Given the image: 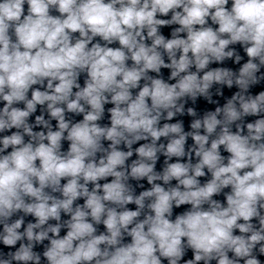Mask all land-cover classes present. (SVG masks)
<instances>
[{
	"label": "clouds",
	"instance_id": "clouds-1",
	"mask_svg": "<svg viewBox=\"0 0 264 264\" xmlns=\"http://www.w3.org/2000/svg\"><path fill=\"white\" fill-rule=\"evenodd\" d=\"M170 25L179 27L166 39L160 28ZM237 44L248 57L238 72L206 70L239 64L243 57L230 47ZM162 68L175 83L165 82ZM262 68L264 0H0V243L9 249L0 250V264H41L42 256L47 264H180L188 250L193 258L184 264H264V118L243 124L264 114V91L248 94L264 81ZM214 84L239 91L202 117L185 109L198 97L217 104ZM106 104L114 105L110 127L98 123ZM185 112L192 131L182 122L160 126ZM188 137L194 145L186 152ZM142 140L150 142L126 165ZM158 153L166 157L162 172ZM185 156L187 163H169ZM205 169L211 179L201 185ZM130 178H146L150 190L134 194ZM173 180L167 189L157 183ZM221 193L226 206L213 198ZM78 198L84 203L74 207ZM181 205L191 207L171 219ZM61 213L70 219L61 222ZM29 215L35 222L24 226ZM100 224L106 231L97 234ZM46 240L42 254L34 251Z\"/></svg>",
	"mask_w": 264,
	"mask_h": 264
},
{
	"label": "water",
	"instance_id": "water-1",
	"mask_svg": "<svg viewBox=\"0 0 264 264\" xmlns=\"http://www.w3.org/2000/svg\"><path fill=\"white\" fill-rule=\"evenodd\" d=\"M231 2V0H230ZM230 7V5H229ZM25 10H27V5H25ZM25 14H27L25 12ZM52 15H59L58 12H55V11H52L51 12ZM157 18H160V19H170L171 18V13H169L168 16H160L158 14ZM209 25H211L213 28H216L218 27V25H212L211 24V21L209 20ZM176 27H179V25H170V26H163L160 28V33L162 35L165 36L166 39H171L172 36H171V33H172V30ZM75 35H78V34H75ZM182 36L186 37V33H182L181 34ZM14 39V37H13ZM96 40H99V37L96 38ZM95 42V41H94ZM102 44L104 43L103 41H100ZM146 43H151V41H146ZM111 47H119V44L118 42L112 44V45H109ZM230 47H234L236 48V50L239 52V54L243 57V59L240 61L239 64L237 63H234L233 60H225L223 63H212L209 65V69H206V70H210L212 68H216V67H225V68H229L231 69L232 71L234 72H238L239 68L242 66L243 63L247 62L248 60V57L246 55V53L243 51V48L237 44V45H233V46H230ZM165 58V62L168 63L170 62L167 58V56L165 55L164 56ZM129 66H131L132 62L131 61H128L127 62ZM192 71H195V68L192 69ZM262 72H264V68L261 69ZM170 72L171 70L170 69H164L162 68L161 69V75H162V78L165 80V82H168V83H175V80H169V76H170ZM149 75L153 76V77H157V78H160L159 76H157L156 73H152L150 72ZM202 75V73H201ZM259 75V74H258ZM86 76L85 74H82L81 77L79 78L78 82L81 84V87L84 86V80H85ZM141 86H143V84L145 83V81L141 80ZM217 88H219L221 91H222V95H216V90ZM75 91V89H74ZM139 91V89H133L132 92H133V95L135 96V94H137ZM239 91V88L235 85H233L232 88H228L226 85H216L214 84L213 85V88L211 89V92L213 93V96H212V99L215 100V101H218L217 104H210L207 102V100H205L203 97H198L196 102L193 104L192 101L189 99L188 102L186 103L185 105V109H187L188 107H193L197 114H198V117H202L204 115L205 112L207 111H215V108L217 106L219 107H223V105L227 102L228 99H230L232 97V95ZM261 91H264V81H261L259 84L257 85H253L249 88L248 90V94L252 95V96H255V95H258ZM29 96H30V93H29ZM3 104L2 102H0V107H2ZM19 107H23V105H18ZM40 107L41 106H37V112L34 113L32 116L29 117V122H34V117L35 115H39L40 114ZM111 107H114L113 104H106L105 105V113H104V116L103 118L98 121V123L101 125V126H111V119H110V113L108 112V109L111 108ZM73 120V122H79L80 120L83 119V115H73V114H69ZM46 118H47V114H45ZM259 118H264V114H261V116H247V117H244L243 118V124H247V123H250V122H254L256 119H259ZM194 119V117H191L189 115H187V113L185 112L184 115H177L176 117H174L172 120L170 121H167V120H161L160 122V126L162 127L164 123H176V122H182V125H183V128H184V131L185 132H189V131H192L190 125H191V122L192 120ZM53 123V129L55 130V125H56V122L53 120L52 121ZM237 123H240L239 121ZM34 130H42L40 128H36ZM231 130L233 132H236V127H235V124L232 125L231 127ZM219 131V129H218ZM201 133L203 134V130H201ZM242 134H247V129L245 127L244 129V132ZM214 138V137H213ZM150 142L149 141H138L137 143H148ZM168 140L167 138H161L160 141H158V144L159 143H164L165 145L167 144ZM194 145V141L192 140L191 137H188L187 141H186V144H185V151L187 152L189 150V148H191L192 146ZM220 152H221V155L223 157H225V163H227V158L230 156V153H228L224 148L223 146H221V149H220ZM192 156H195L194 153H192ZM250 170V169H249Z\"/></svg>",
	"mask_w": 264,
	"mask_h": 264
}]
</instances>
